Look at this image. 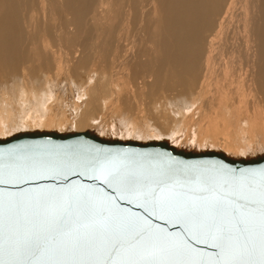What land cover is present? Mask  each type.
Listing matches in <instances>:
<instances>
[{"label":"bare ground","instance_id":"obj_1","mask_svg":"<svg viewBox=\"0 0 264 264\" xmlns=\"http://www.w3.org/2000/svg\"><path fill=\"white\" fill-rule=\"evenodd\" d=\"M93 131L264 154V0H0V138Z\"/></svg>","mask_w":264,"mask_h":264},{"label":"water","instance_id":"obj_2","mask_svg":"<svg viewBox=\"0 0 264 264\" xmlns=\"http://www.w3.org/2000/svg\"><path fill=\"white\" fill-rule=\"evenodd\" d=\"M262 187L264 154L238 159L93 131L17 133L0 138V260H88L90 248L114 235L149 253L133 258H207L221 249L198 244L202 252L189 253L176 237L200 228L228 200L248 203L249 215L247 230L233 232L225 251L233 259H254ZM61 218L80 226L79 234L63 237V224L55 231L41 227ZM53 238L43 257L32 256L37 244L49 249ZM252 250L256 255L249 256Z\"/></svg>","mask_w":264,"mask_h":264},{"label":"snow or ice","instance_id":"obj_3","mask_svg":"<svg viewBox=\"0 0 264 264\" xmlns=\"http://www.w3.org/2000/svg\"><path fill=\"white\" fill-rule=\"evenodd\" d=\"M125 193H121L123 198ZM244 197H241L243 201ZM259 229H260V244L258 255L255 250L249 251L248 255H256V258L249 259H233L230 254L225 251V241L231 239L233 232L246 231V217L249 215V205L244 202L234 200L226 201L223 209H213L210 211L206 222L198 229L188 228L186 233L176 237L179 242V247L186 252L199 254L202 252L196 245L211 244L213 248L221 249L220 253L207 258L196 260H165V259H149V258H133L134 256H147L149 253L146 250H138L126 237L114 235L107 239L106 243L99 248H90L89 255L92 257L88 260H64V259H32V260H16L4 261L0 260V264H264V187L259 192ZM142 207L144 205H141ZM155 211V208H154ZM161 213L165 209H160ZM63 224L66 229L61 235L71 238L79 234V227L72 228L66 224L61 218L58 221L41 225L46 231H55L59 225ZM86 227V226H85ZM163 231L162 229L160 230ZM39 238V237H38ZM45 249L40 244H37L32 250V256L43 257L45 252L51 250ZM60 251L61 249H55Z\"/></svg>","mask_w":264,"mask_h":264}]
</instances>
